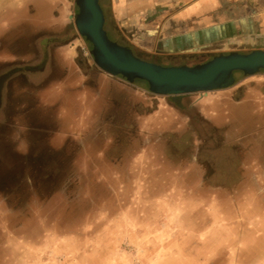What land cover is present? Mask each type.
<instances>
[{
  "label": "rangeland",
  "instance_id": "obj_1",
  "mask_svg": "<svg viewBox=\"0 0 264 264\" xmlns=\"http://www.w3.org/2000/svg\"><path fill=\"white\" fill-rule=\"evenodd\" d=\"M102 5L109 38L129 47L108 3L103 0ZM23 9L18 0H0L5 17L0 34L19 27ZM26 26L30 35L25 33L24 39L7 32L0 36L9 40L0 50V264H264V117L250 108L231 107L232 112L227 101L215 102L214 92L166 96L163 102L172 109H160L162 119L156 114L157 121L144 127L146 133H135L141 124L127 118L119 139L113 131L85 132L82 157L75 156L76 143L72 152L67 146L53 148L37 139L48 124L40 119L41 111L54 101L40 95L63 74L54 70L45 52L33 65L24 57L22 47L33 40V32L43 31L36 24ZM81 38L88 51L82 53L84 61L97 68L91 44ZM12 54L20 61L2 69L1 60ZM27 72L33 87L23 91L10 86L12 77ZM234 78L229 89L249 76L235 72ZM133 83L148 88L142 80ZM107 97L108 111L127 112L128 106ZM86 104L92 106V100ZM8 120L27 121L33 130L25 132ZM231 135L233 149L224 147ZM108 139L126 145V156L115 157V164L151 140L150 157L159 155V162L175 169L181 179L177 184L187 191H179L173 202L164 191L172 182L161 181V173L153 180H130L128 175L114 180L107 172L111 160L88 163L85 144ZM192 147L193 155L187 154ZM186 157L195 164L190 166Z\"/></svg>",
  "mask_w": 264,
  "mask_h": 264
},
{
  "label": "crops",
  "instance_id": "obj_2",
  "mask_svg": "<svg viewBox=\"0 0 264 264\" xmlns=\"http://www.w3.org/2000/svg\"><path fill=\"white\" fill-rule=\"evenodd\" d=\"M104 1L109 5L112 19L120 34L130 42L129 47L132 52L135 51L141 59L160 66H195L221 54L264 51V0ZM75 2L76 0H18L20 7L24 8L20 13L22 20L17 27L19 31L15 29L17 31L14 35L15 30L13 32L9 29L1 32L0 36H4L7 32L10 37L24 39L25 33L30 35L25 31L26 25L36 24L43 28V31L33 32L31 35L33 40L27 48L24 47L26 50L22 47L24 57H27L26 59L33 65L41 62V56L45 52L54 70L58 68V72L63 75L58 80L55 76L50 87L40 95L43 101L47 98L49 100L54 98V101L49 105L45 104L46 107L44 106L41 111L40 119L48 124L40 131L44 135H38L37 139L41 142H51L52 147L56 149L67 146L68 152H72L73 146L79 144L76 146L78 150L75 151V156L82 157L84 154L82 140L85 138V132L94 134L113 131L116 133L115 139H119L122 135L121 131H125V120L129 118L135 125L141 124L140 129H136L135 133L141 131L143 134L146 133L145 126L157 121L154 119L156 114L159 120L162 119L160 109L172 108L166 104L167 102H163L166 98L150 93L147 86L131 84L120 77L107 75L84 61L83 52L80 50L84 46L83 39L74 27V16L78 11ZM102 2L103 0H99L104 11ZM27 8L28 12H26ZM3 14L0 12L1 21L5 19ZM7 38H0V50L6 41H9ZM43 38L47 40L45 45L41 42ZM19 61L16 60V56L3 58L1 68L16 67ZM31 77L29 72L23 76L15 75L10 86L17 85L25 91L34 86L30 81ZM68 83L73 84V87L66 86ZM213 92V94L218 93L215 102L227 101L230 109L240 107L247 112L250 108L254 113L258 112L264 117L263 74L249 76V79L238 82L230 89ZM8 93L13 95L14 90ZM110 95L115 102L128 106L127 112L122 113L120 109L108 111L105 106L108 102L107 96ZM8 98L9 96L6 98V104ZM88 100H92V106L86 104ZM160 106L162 108H159ZM89 107L93 110L92 114ZM103 111L107 114L106 120L103 118L105 114ZM8 121L25 132L29 133L33 130L28 127L27 121H24V124ZM26 126L28 129H25ZM233 137L230 136L224 147L234 148L236 143ZM150 141L148 140L149 143L138 153L134 151L125 160H117L115 164V157L126 156L127 151H124L126 145L114 140L112 144L110 139L95 145L92 140L85 144L88 153L87 162L89 163L93 158L104 162L106 158L111 160L114 164L107 172L114 180L126 178L125 175H128L127 178L130 180H153L156 174L161 173L158 177L161 181L170 179L172 182L169 188L164 189L165 195L166 193L172 195L173 202H176L175 197L179 191L187 190L183 188L184 185L177 184L181 179L179 174L175 173V169L165 162H159L157 160L159 155L150 157L149 148L153 143ZM166 142L171 144L170 140ZM194 147L187 154L193 155ZM175 148L173 145L171 149L176 150ZM187 160L190 166L195 164L193 159L187 158ZM105 178L102 176L103 180ZM168 191H176V193Z\"/></svg>",
  "mask_w": 264,
  "mask_h": 264
},
{
  "label": "water",
  "instance_id": "obj_3",
  "mask_svg": "<svg viewBox=\"0 0 264 264\" xmlns=\"http://www.w3.org/2000/svg\"><path fill=\"white\" fill-rule=\"evenodd\" d=\"M75 3L78 9L74 16L75 30L91 44L93 63L99 71L121 76L131 84L142 80L156 96L207 95L233 86L235 72L253 76L264 70L263 50L221 54L195 66L165 67L142 60L129 47L109 38L99 0H76Z\"/></svg>",
  "mask_w": 264,
  "mask_h": 264
},
{
  "label": "built area",
  "instance_id": "obj_4",
  "mask_svg": "<svg viewBox=\"0 0 264 264\" xmlns=\"http://www.w3.org/2000/svg\"><path fill=\"white\" fill-rule=\"evenodd\" d=\"M87 48L85 47V46H83L82 48H81V50L83 51V53H85L86 54V50ZM88 52V51H87Z\"/></svg>",
  "mask_w": 264,
  "mask_h": 264
},
{
  "label": "bare ground",
  "instance_id": "obj_5",
  "mask_svg": "<svg viewBox=\"0 0 264 264\" xmlns=\"http://www.w3.org/2000/svg\"><path fill=\"white\" fill-rule=\"evenodd\" d=\"M10 54V53H9ZM14 56V54H12ZM215 108V107H214ZM217 109V108H216Z\"/></svg>",
  "mask_w": 264,
  "mask_h": 264
},
{
  "label": "clouds",
  "instance_id": "obj_6",
  "mask_svg": "<svg viewBox=\"0 0 264 264\" xmlns=\"http://www.w3.org/2000/svg\"><path fill=\"white\" fill-rule=\"evenodd\" d=\"M24 152H26V150H25ZM24 152H23V153H24Z\"/></svg>",
  "mask_w": 264,
  "mask_h": 264
}]
</instances>
